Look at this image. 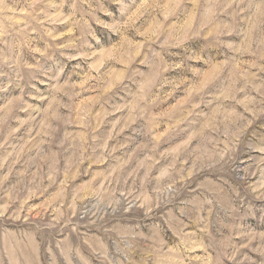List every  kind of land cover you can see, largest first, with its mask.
Wrapping results in <instances>:
<instances>
[{
    "label": "rangeland",
    "instance_id": "obj_1",
    "mask_svg": "<svg viewBox=\"0 0 264 264\" xmlns=\"http://www.w3.org/2000/svg\"><path fill=\"white\" fill-rule=\"evenodd\" d=\"M0 264H264V0H0Z\"/></svg>",
    "mask_w": 264,
    "mask_h": 264
}]
</instances>
